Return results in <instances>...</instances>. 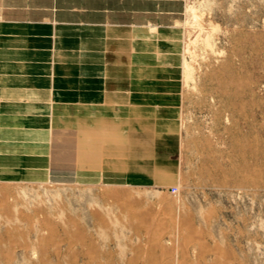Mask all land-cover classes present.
<instances>
[{"label":"rangeland","instance_id":"obj_1","mask_svg":"<svg viewBox=\"0 0 264 264\" xmlns=\"http://www.w3.org/2000/svg\"><path fill=\"white\" fill-rule=\"evenodd\" d=\"M181 3L166 120L104 148L114 164L73 156L67 171L51 126L48 162L0 177V264H264V0ZM28 144L14 149L36 154Z\"/></svg>","mask_w":264,"mask_h":264},{"label":"crops","instance_id":"obj_2","mask_svg":"<svg viewBox=\"0 0 264 264\" xmlns=\"http://www.w3.org/2000/svg\"><path fill=\"white\" fill-rule=\"evenodd\" d=\"M182 7L181 0H0V61L33 60L30 71L0 66V177L23 157L45 165L53 125L63 124L67 171L73 156L80 165L114 164L104 148H118L153 115L165 121ZM16 140L36 154L18 155Z\"/></svg>","mask_w":264,"mask_h":264},{"label":"bare ground","instance_id":"obj_3","mask_svg":"<svg viewBox=\"0 0 264 264\" xmlns=\"http://www.w3.org/2000/svg\"><path fill=\"white\" fill-rule=\"evenodd\" d=\"M29 111H30V110H29ZM31 113H32V112H31ZM28 116H29V115H28ZM15 130H16V129H15ZM31 130H32V129H31ZM31 130H30V131H31ZM20 131H21V130H20ZM22 131H24V130H22ZM28 131H29V129H28ZM20 133H21V132H20ZM27 133L29 134V132H27ZM27 133H26V134H27ZM26 134H25V135H26ZM32 134H33V133H32Z\"/></svg>","mask_w":264,"mask_h":264}]
</instances>
